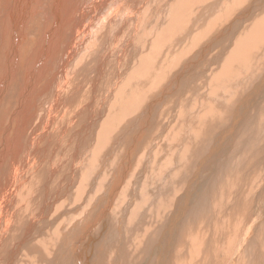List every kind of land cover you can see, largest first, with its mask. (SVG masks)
Returning <instances> with one entry per match:
<instances>
[{"label": "bare ground", "instance_id": "6f19581e", "mask_svg": "<svg viewBox=\"0 0 264 264\" xmlns=\"http://www.w3.org/2000/svg\"><path fill=\"white\" fill-rule=\"evenodd\" d=\"M220 1L0 0V264H175L170 259L181 242H164L172 234H199L203 248L219 244L216 224L229 218L221 202L217 209L221 191L235 174L264 167V24H255L264 21V0H224L233 9H222L204 29ZM246 11L236 27L247 26L232 47L221 26ZM218 28L226 45L210 43L189 55ZM252 54L257 63L247 68ZM240 60L245 68L236 71ZM220 66L221 78L232 73L231 81L213 82ZM194 73L205 75L209 98L236 95L235 85L239 98V91L247 95L243 107L239 98L227 109L204 99L184 111L177 143L152 170L163 178L156 177L151 204L157 213L174 210L157 226L128 214L142 207L144 193L125 184L114 203L113 183L136 166L138 174L145 170L136 157L141 131L155 125L169 91ZM158 135L149 136L148 159ZM97 178L105 189L94 201L100 213H92L84 188ZM257 193L262 198L254 194L251 219L244 217L237 235H220L240 239L230 258L191 243L197 263L183 264H264L253 260H264V184ZM113 204L119 213L107 215ZM233 205L242 208L238 200ZM210 221L214 233L203 231Z\"/></svg>", "mask_w": 264, "mask_h": 264}, {"label": "rangeland", "instance_id": "374dc122", "mask_svg": "<svg viewBox=\"0 0 264 264\" xmlns=\"http://www.w3.org/2000/svg\"><path fill=\"white\" fill-rule=\"evenodd\" d=\"M262 5H263L262 8H264V4H261V6ZM220 7L221 9H219L218 12L214 16L207 19L204 29H206L214 19L219 17V12L222 9L230 10V11L233 9L230 2L226 3L224 0L220 1ZM257 13L258 11H256L255 14ZM246 14H247V11L243 13L233 12L229 20L224 25L221 26V27L228 28L229 30L228 32L230 33V36L232 37V42H231L232 47L234 46V44L236 43L240 35L243 33V29H245L244 26L245 27L247 26V25H244L241 27H236V22L238 20L243 19ZM230 22H233L234 25L231 26ZM255 24L262 26V24H264V21L262 22L256 21ZM219 28L212 31L208 35V37L202 43H200L199 46L189 49V55L193 54L194 52H196L198 49H200L204 45H208L210 43H212L213 46H217L218 44H220L221 46L226 45V44L220 43ZM220 45L218 46V48H221ZM251 52L253 51L251 50ZM259 54H260V58L264 59V56L261 54V52H259ZM252 57H253V54L251 55V57L249 58L247 62V66H246L247 68L257 63V61L252 59ZM215 65H218V61L215 62ZM222 68H224V66H220L218 69V72H215L212 75V79L214 83H222L223 81L227 79L230 81L232 80V76H230V75H233L232 73H227L226 77L221 78L220 73H221ZM243 68L245 67L242 65L241 60L238 62V64L236 63L235 65L236 71H242ZM110 83H111V80H110ZM236 86L237 85H235L234 87L236 95L225 94L224 92H220L216 96L209 98L205 93L207 91V85L205 83V75H199L197 73H194L192 74V77L190 79H187L186 81H182L173 90V92L169 91L167 96L163 99L165 106L163 105L156 112L155 125L150 129H146V130L144 129L141 131L142 144H141L139 153L136 157H137L138 164L143 161L145 162L146 164L145 170L141 171L140 174H138L139 167L136 166L130 171L128 176L123 180V182L120 185L116 184L117 182L114 181L113 184H115L116 187L118 188V192L113 197L112 202L115 203L117 202V200H121V196L119 194L123 186L126 184L130 188V191L145 194L142 207L141 208L134 207L129 210L128 214L137 215L138 217L143 218L145 221H149L150 223H153L157 226L164 224L165 220L163 216L166 213V211L167 210L174 211V210L173 208L166 207L161 213H157L155 211V205L151 204L154 198L158 195V191H159V186L157 184L156 177L163 178L162 176L158 174L153 175L152 170L158 167V159L163 158L167 154H170L171 147L177 143V140L181 134L176 133L175 129L181 124L180 119L184 116L185 114L184 111L188 110L191 107V105H193L194 103L199 102L200 100H204V99H210L215 102H220L221 105L224 107V109H227L228 107L233 108V105L235 104L237 98H239L237 96V90L239 88L236 89ZM198 91H202L204 93H202L201 95H198L197 93ZM239 92L241 93V96H242L239 99L242 100V107H243V104H244L243 96H246L247 93L242 92V91H239ZM170 98H172V102L167 105L168 99ZM251 105H252V100H250L249 103L247 104L250 111H251ZM157 107H158V104H156V109ZM169 116H172V118L169 119ZM225 125H226V122L217 125L216 128H222ZM156 130L159 131L158 137L153 141L156 151L148 159L149 150L146 148V145L149 142V136ZM210 141L211 139L208 140L207 144H209ZM222 163L223 165H227L229 164V160L222 159ZM245 173H247V176H243L241 174H235L234 176H232L229 179L227 186L221 191L220 197L218 198L217 209L221 202L223 205L227 207V211H229L228 212L229 218H221L222 223L220 222V219H219V223L216 224L217 225L216 227L219 230L221 229L219 233L217 234L218 237L216 236V238H218L219 240V244H215L213 240L210 244L204 243V248H203V242L200 243L196 241V238L198 236L200 237L199 234L193 235L190 238L189 237L181 238V234L179 235V233H176L175 235L172 234L171 236L166 238L164 242L168 244V243H171L173 240L175 242L180 241L181 246L179 247L178 251L174 252V256H171V259H170L171 262L175 264H183L185 260H189L191 263H197V253L195 254V256H193V255H190V252H189L191 249V246H193V244L191 243H194V244L198 243L199 244L198 247L200 246L201 250L203 248L202 250L203 254H209L210 252H214V251L218 254V252L220 251V253L223 256L230 258L231 253H232L231 249H232L233 241L238 242L240 239H236L234 238V236L232 239H228L224 235L222 236L220 235L223 233L224 230H226L231 235H235V233L237 235V232L241 230V227L243 225L244 217L248 215L251 219V210H252V206L254 203L253 201L254 194L256 193V195L259 198H262V195L258 194L257 192L262 193V190H263L264 167L257 168L254 165L253 168H250ZM99 179L100 178H97L96 184L93 187L87 186L84 188L86 193L91 197L90 203L88 205V211L92 210V213L93 212L100 213L102 209V206L97 209L94 206V201L96 197L105 189V187L100 186ZM79 200H80V196H78L74 200V203H79ZM235 200H238L242 204L241 210H239L237 205H233V202ZM221 211L223 213L226 212L224 210H221ZM262 211L257 212L256 215L261 216ZM110 213L111 214L119 213L116 209L115 204H113L110 208L107 209V215ZM102 223L103 222L101 221L96 225V228L93 230L95 234L98 232L97 229H100L98 227ZM206 226H207V229H204L203 231L207 230V231L214 233V227H213L212 221L208 222ZM203 231L200 228L201 235ZM259 247L264 248V233L261 234L260 236ZM177 249H178V245H177ZM185 250H187V252ZM183 253H187V254H183ZM102 256L104 255L102 254ZM113 257L114 256H109V260L111 261ZM203 257H204L203 255L202 256L200 255L199 260H202ZM253 260H254V263H257V262L264 263V260H260L257 257H254ZM241 261H246V260L242 259ZM201 264H206V261L205 260L202 261ZM212 264H215V263H212ZM219 264H223V263L219 262Z\"/></svg>", "mask_w": 264, "mask_h": 264}]
</instances>
